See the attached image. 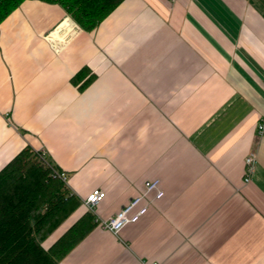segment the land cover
I'll list each match as a JSON object with an SVG mask.
<instances>
[{
	"label": "crops",
	"instance_id": "crops-1",
	"mask_svg": "<svg viewBox=\"0 0 264 264\" xmlns=\"http://www.w3.org/2000/svg\"><path fill=\"white\" fill-rule=\"evenodd\" d=\"M262 72L264 0H124L92 32L24 1L0 23V170L46 152L70 224L94 190L106 220L159 181L137 223L95 226L59 264H264Z\"/></svg>",
	"mask_w": 264,
	"mask_h": 264
},
{
	"label": "trees",
	"instance_id": "trees-1",
	"mask_svg": "<svg viewBox=\"0 0 264 264\" xmlns=\"http://www.w3.org/2000/svg\"><path fill=\"white\" fill-rule=\"evenodd\" d=\"M24 1L0 0V23ZM37 1L60 6L80 29L92 32L124 0ZM55 171L60 170L29 147L0 170V264H59L95 227L93 215L86 212L47 246L80 207Z\"/></svg>",
	"mask_w": 264,
	"mask_h": 264
},
{
	"label": "built area",
	"instance_id": "built-area-1",
	"mask_svg": "<svg viewBox=\"0 0 264 264\" xmlns=\"http://www.w3.org/2000/svg\"><path fill=\"white\" fill-rule=\"evenodd\" d=\"M262 79H264V72H262ZM255 134L258 137H264V117H261L255 127ZM42 161H46V152L40 150L37 152ZM256 167V152L250 151L244 162V183L251 181ZM55 177L60 179L65 184L67 183V173L64 171H55ZM164 193L160 188L159 181L145 182L143 192L137 197L132 198L125 206H123L115 215L103 220L96 214V208L100 202L105 198V192L102 190H94L88 194L81 202L85 210L91 213L94 217V224L96 227L118 235L119 232L130 224L137 223L149 209L150 204L163 197ZM140 264H151L148 262H140Z\"/></svg>",
	"mask_w": 264,
	"mask_h": 264
},
{
	"label": "rangeland",
	"instance_id": "rangeland-1",
	"mask_svg": "<svg viewBox=\"0 0 264 264\" xmlns=\"http://www.w3.org/2000/svg\"><path fill=\"white\" fill-rule=\"evenodd\" d=\"M70 222H71L70 219H68L67 221H65L63 223L62 227L59 229V231H56L55 234L53 236H51V238L48 240V242L52 241L54 239V237L58 236V234H60V232L62 230H64V228H66L67 226L69 227L71 225Z\"/></svg>",
	"mask_w": 264,
	"mask_h": 264
}]
</instances>
